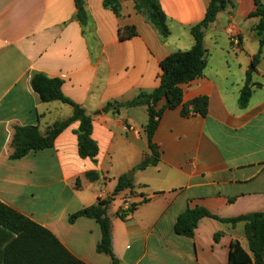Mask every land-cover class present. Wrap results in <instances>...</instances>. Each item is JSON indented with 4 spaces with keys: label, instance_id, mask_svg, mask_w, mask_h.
I'll return each instance as SVG.
<instances>
[{
    "label": "crops",
    "instance_id": "1",
    "mask_svg": "<svg viewBox=\"0 0 264 264\" xmlns=\"http://www.w3.org/2000/svg\"><path fill=\"white\" fill-rule=\"evenodd\" d=\"M83 1L85 24L76 0H0V201L49 230L84 263L115 264L97 252L102 232L95 220L69 219L110 198L119 179L133 173L132 187L108 208L116 264H228L232 242L249 251L244 223L203 218L193 238L177 234L175 225L187 209L204 208L221 219L264 212V47L249 102L240 105L260 50L254 30L260 18H250L255 0H229L204 30L207 68L182 85L183 105L165 112L153 138L158 163L145 170L138 167L152 155L147 107L105 108L159 86L160 63L192 49L191 29L211 0H157L168 37L137 0ZM35 73L60 78L64 95L92 117L96 161L80 156L78 121L53 147L11 159L16 127L38 126L44 135L74 114L68 104L41 101L31 86ZM202 98L205 115L193 104ZM92 172L98 180L87 178Z\"/></svg>",
    "mask_w": 264,
    "mask_h": 264
},
{
    "label": "trees",
    "instance_id": "2",
    "mask_svg": "<svg viewBox=\"0 0 264 264\" xmlns=\"http://www.w3.org/2000/svg\"><path fill=\"white\" fill-rule=\"evenodd\" d=\"M150 16L153 24L161 31L164 37L170 34L167 17L157 0H137ZM229 0H211L204 20L191 29L195 39V45L189 51L177 52L169 55L160 63L161 74L159 86L151 93L141 92L130 103H110L105 111L110 109L118 112L120 108L147 107L149 120L145 132L148 138L152 155L145 158L139 165V170H145L150 166H156L159 154L153 143L154 135L160 121L167 110L177 109L183 105L182 85L188 84L203 75L207 68L204 48V30L213 24L220 12L224 11ZM256 11L250 18H260L255 26V33L260 41V50L251 62L247 73V82L241 93L240 105L246 107L252 94L251 75L257 69L261 61L262 48L264 47V4L261 0H255ZM111 0L106 1L110 5ZM80 21L86 23L84 1L76 0ZM122 35V39H126ZM33 90L44 103L59 101L74 108V114L68 120L57 123L46 134H42L38 126L16 127L12 145L14 153L12 160H19L31 152H39L53 147L56 138L70 125L78 121L79 129L75 132L79 140V153L82 158H90L96 161L99 147L93 139V119L78 104L67 98L62 90L63 81L60 78H52L44 73H35L31 79ZM194 105L203 115L207 110V99H197ZM96 172L87 173L91 181L99 179ZM79 182L77 183V185ZM132 187V180L126 176L119 179L118 185L110 198L98 200V202L71 215L70 223H75L79 218L86 217L95 220L101 228L102 239L97 246V252L109 256L113 263H117L112 245V222L108 216V208L114 196ZM133 205L129 210H122L119 217L123 220L134 210ZM203 218H212L224 223H244L245 233L249 242V251H246L241 243L236 240L231 243L228 264H264V212H255L233 219H221L212 215L204 208L187 209L176 222L177 234L193 238L198 224ZM221 234L215 235L219 241ZM0 264H86L73 256L58 239L46 228L37 224L30 218L17 212L13 208L0 201Z\"/></svg>",
    "mask_w": 264,
    "mask_h": 264
},
{
    "label": "water",
    "instance_id": "3",
    "mask_svg": "<svg viewBox=\"0 0 264 264\" xmlns=\"http://www.w3.org/2000/svg\"><path fill=\"white\" fill-rule=\"evenodd\" d=\"M133 173L127 174V179H130Z\"/></svg>",
    "mask_w": 264,
    "mask_h": 264
}]
</instances>
